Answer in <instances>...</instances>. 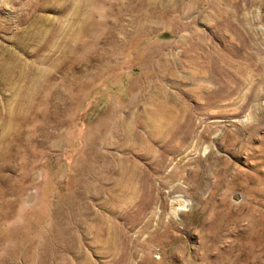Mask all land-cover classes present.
I'll use <instances>...</instances> for the list:
<instances>
[{
    "label": "rangeland",
    "instance_id": "rangeland-1",
    "mask_svg": "<svg viewBox=\"0 0 264 264\" xmlns=\"http://www.w3.org/2000/svg\"><path fill=\"white\" fill-rule=\"evenodd\" d=\"M76 6L0 0V264H264V0H183L62 64Z\"/></svg>",
    "mask_w": 264,
    "mask_h": 264
},
{
    "label": "bare ground",
    "instance_id": "bare-ground-1",
    "mask_svg": "<svg viewBox=\"0 0 264 264\" xmlns=\"http://www.w3.org/2000/svg\"><path fill=\"white\" fill-rule=\"evenodd\" d=\"M58 2L59 1L53 2V4L55 5ZM69 2L77 5L74 17L79 21V24L78 28L72 27V29L68 31V35L71 37L70 40L58 44V47L63 54L61 58L62 64L68 61V57L70 58L72 52L78 53L88 49L89 46L96 41V39H93L94 36H100L103 41L104 34L106 33L112 36L115 29L117 30L115 32L117 36L121 34L126 36L130 35V38H134L138 34L149 32L153 28V21H155L153 14H155V12L177 7L180 2H183V0H137L136 3L130 0V3L128 4L129 6L126 5L128 8L124 7L127 8V10H122L123 7L121 5L124 4L123 0H69ZM64 6L65 5H63L61 9H63ZM96 6H101V11H98L96 9ZM116 11H121V13L125 11L132 13L133 11L132 20L129 21L128 24H125L124 15L121 13L118 14L119 12L114 13ZM114 16L118 17H116V19H113L115 18ZM46 21L47 18L45 17L34 20V23L32 21L30 26L25 30V36L23 37V39L17 43L18 48L26 50L29 41H32V44L36 46L37 49L40 48V46L42 45L41 39L47 34V30L43 28ZM128 26H131L132 29L128 30ZM117 39H119V37ZM124 42L125 41L119 42L116 40V43L118 44H124ZM26 69L27 67L23 64L22 66L18 65V69H15V72L17 71L19 79L30 81V83H36V78L30 77V67H28L27 70ZM198 89H200V87H198ZM24 111L25 106L24 104H21L20 112H22L23 116L25 114ZM155 118L156 115L152 114L145 120L138 121L137 116H132V118L130 116L127 123L125 122L124 124L123 121L118 123L116 128V130H119L118 133L114 132V130L112 129L111 130L113 131V133H116L117 136L120 135L122 140L120 139L121 142L119 143V146H122L124 143H128L130 139H133L134 142H137L140 145H145L146 140L143 139V137L140 136L136 131H134L133 127L137 122H139L141 126L151 128V126H153L154 124V120L152 121V119ZM155 134V131H153L151 139L155 137Z\"/></svg>",
    "mask_w": 264,
    "mask_h": 264
}]
</instances>
